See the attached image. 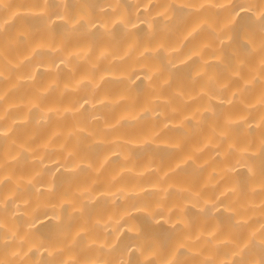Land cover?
Segmentation results:
<instances>
[{"label": "bare ground", "instance_id": "obj_1", "mask_svg": "<svg viewBox=\"0 0 264 264\" xmlns=\"http://www.w3.org/2000/svg\"><path fill=\"white\" fill-rule=\"evenodd\" d=\"M0 264H264V0H0Z\"/></svg>", "mask_w": 264, "mask_h": 264}]
</instances>
